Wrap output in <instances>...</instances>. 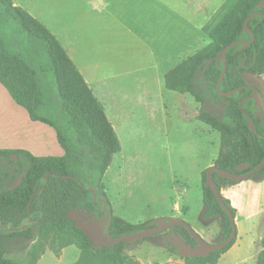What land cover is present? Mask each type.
I'll use <instances>...</instances> for the list:
<instances>
[{
  "label": "trees",
  "instance_id": "16d2710c",
  "mask_svg": "<svg viewBox=\"0 0 264 264\" xmlns=\"http://www.w3.org/2000/svg\"><path fill=\"white\" fill-rule=\"evenodd\" d=\"M259 1L228 0L219 18L204 27L209 43L163 75L165 88L191 95L199 104L195 119L219 133V150L213 165L237 173L249 171L264 157V119L259 109L253 99L242 103L257 130L254 133L239 108V102L251 93L242 74L264 73V6L258 7ZM255 12L259 15L248 19L250 32H246L243 21ZM252 35L254 40L250 44L235 45L225 54L226 68L219 90L241 89L232 95L219 94L216 83L222 64L216 63L218 53L224 46L249 40ZM0 84L32 121L54 129L64 151L61 156H35L25 149H0V264H18L5 257L4 240L37 237L28 259V264H37L43 250L40 243L48 236V248L55 256L70 245L79 249L71 264H138L124 251L130 243L143 238L132 242L108 241L96 248L68 216L69 212L78 211L105 218L104 232L108 229L113 238L152 225L151 220L130 223L113 215L102 178L112 154L120 150L117 135L102 104L58 39L12 0H0ZM240 164L246 167L238 171ZM205 173L206 169L201 174L203 216H220L223 240L229 235L231 224L211 189L204 185ZM255 174L264 175V165ZM19 175L20 182L11 188ZM213 181L219 191L221 184L235 183L216 173ZM223 201L234 215L229 200ZM171 229L187 245H196L183 226ZM234 241L235 237L222 249L205 256L181 257L183 264H216ZM167 245L177 253L174 244L167 241ZM260 245L256 264H264V236Z\"/></svg>",
  "mask_w": 264,
  "mask_h": 264
},
{
  "label": "rangeland",
  "instance_id": "374dc122",
  "mask_svg": "<svg viewBox=\"0 0 264 264\" xmlns=\"http://www.w3.org/2000/svg\"><path fill=\"white\" fill-rule=\"evenodd\" d=\"M24 1L68 51L115 128L120 150L112 154L102 178L113 215L138 223L174 214L205 241H221L220 216H203L201 180L217 157L219 133L195 120L199 104L189 94L167 90L161 77L209 42L203 27L219 18L228 0H186L194 16L184 0ZM242 76L264 95V73ZM221 193L235 209L236 236L216 264H256L264 236V175L223 183ZM68 216L90 235L94 247L108 244L103 239L105 218L78 211ZM174 237L167 229L130 243L124 254L138 264H183V256L167 245H175ZM36 241L4 240L5 257L28 264ZM48 242L49 236L40 243L37 264L77 259L76 246L55 256Z\"/></svg>",
  "mask_w": 264,
  "mask_h": 264
},
{
  "label": "water",
  "instance_id": "95a60500",
  "mask_svg": "<svg viewBox=\"0 0 264 264\" xmlns=\"http://www.w3.org/2000/svg\"><path fill=\"white\" fill-rule=\"evenodd\" d=\"M262 6H264V0H260L258 2V7H262ZM256 15H259V13H257V12L252 13L244 19L243 26H244V30L246 32H250L249 28L247 27L248 19H250L251 17L256 16ZM262 16H264V15H262ZM253 40H254V36L252 35L249 40L234 41V42L224 46L220 50V52L218 53L217 58H216V63L218 66L220 64H222L221 73H220L218 80H217V83H216V89L219 92V94L224 95V96L225 95H232L235 91H238L241 89V87H238V88H235L234 90H231L229 92H221L219 90V85H220L221 79L223 78L224 73H225V68H226L225 54H226L227 50L230 47H233V46L238 45V44H241L243 47L247 46ZM249 87L251 88V93L249 95H247L246 97H244L239 102V108L244 113L246 120H247V124L249 125L250 129L254 133H257V130H256L253 122L251 121L249 115L246 112H244V110L242 109V103L244 101H246L247 99H253L254 104L257 106V108L259 109V113L262 115V117L264 119V109L262 108V93L255 86L249 85ZM263 165H264V157L258 164H256L249 171L244 172V173H237V172H231L228 170L220 169L213 164L206 169L204 185L211 189L216 201L221 206V208L226 212L228 220L231 224V230H230L229 235L225 239H223L217 243H209V242L205 241L184 219H181L178 217L156 218V219L151 221L152 225L150 227H147V228L140 230V231H137V232H131L129 234H125V235H122V236H119L116 238L111 237L108 233V229H106V231L103 232V239L106 240L107 242L109 241V242H113V243L114 242H120V241L132 242L135 239H141V238H144V237L156 234V233H161L167 229L173 228L176 225H181L194 238V240L196 241V245L195 246H189L186 243H184V241L179 236L176 235V237H174V243H175V246L177 248V252H179L180 255H182L183 257L194 256V255L205 256L209 252L218 251V250L222 249L223 247H225L226 245H228L233 240V238L236 236V225H235V221H234V215L232 214L229 207L224 203L223 197L221 196L220 191L217 189L216 185L214 184L213 174L216 173L221 178L230 179L233 182H239V181L246 180V179L250 178ZM245 167H246L245 164H240L237 166V170L238 171L243 170ZM47 176L48 175L46 174L45 178H47ZM20 179H21V175L17 176V178L12 182L10 187L15 188L18 185V183L20 182ZM91 191H92L93 197H95L94 189H91ZM100 201L103 202V199H100ZM87 235L90 237L89 234H87Z\"/></svg>",
  "mask_w": 264,
  "mask_h": 264
},
{
  "label": "crops",
  "instance_id": "0c3cea01",
  "mask_svg": "<svg viewBox=\"0 0 264 264\" xmlns=\"http://www.w3.org/2000/svg\"><path fill=\"white\" fill-rule=\"evenodd\" d=\"M13 4L22 7L27 11L26 1L24 0H12ZM104 2V1H103ZM185 9L187 8L189 12L190 8L184 0ZM104 5L106 3L104 2ZM30 15L37 19V17L27 11ZM193 15V14H192ZM194 16V15H193ZM195 19V17H194ZM38 20V19H37ZM39 21V20H38ZM196 21V19H195ZM40 22V21H39ZM41 23V22H40ZM42 24V23H41ZM44 25V24H43ZM45 26V25H44ZM197 26V22H196ZM46 27V26H45ZM47 28V27H46ZM204 28V27H203ZM48 29V28H47ZM198 29V27H197ZM49 30V29H48ZM50 31V30H49ZM51 32V31H50ZM52 33V32H51ZM206 33V32H205ZM53 34V33H52ZM54 35V34H53ZM207 35V34H206ZM55 36V35H54ZM56 37V36H55ZM208 37V36H207ZM57 38V37H56ZM209 38V37H208ZM58 39V38H57ZM59 41V40H58ZM210 41V39H209ZM60 42V41H59ZM209 43V42H208ZM207 43V44H208ZM61 44V43H60ZM62 45V44H61ZM63 47V46H62ZM64 48V47H63ZM66 53L71 59L68 51L65 49ZM197 51V50H196ZM192 55V54H191ZM190 56V55H189ZM187 58V57H185ZM72 60V59H71ZM184 60V59H183ZM73 61V60H72ZM181 62V61H180ZM74 63V61H73ZM75 64V63H74ZM178 64V63H177ZM176 64V65H177ZM77 67V66H76ZM174 67V66H173ZM78 69V68H77ZM171 69V68H170ZM79 70V69H78ZM168 71V70H167ZM166 71V72H167ZM80 72V71H79ZM165 72V73H166ZM164 73V74H165ZM154 74V73H153ZM163 74V75H164ZM82 75V74H81ZM154 76V75H153ZM83 77V76H82ZM163 76L161 77V79ZM86 82V81H85ZM140 85H145L144 80H139ZM151 82V81H150ZM153 83V81H152ZM150 83H146L148 86ZM164 84V81H163ZM88 85V84H87ZM89 86V85H88ZM165 87V86H164ZM90 88V87H89ZM91 89V88H90ZM168 90V89H167ZM92 91V90H91ZM171 91V90H170ZM175 92V91H174ZM93 93V91H92ZM94 94V93H93ZM95 96V95H94ZM191 96V95H190ZM96 97V96H95ZM192 97V96H191ZM193 98V97H192ZM194 100V99H193ZM99 101V100H98ZM100 102V101H99ZM101 103V102H100ZM197 103V102H196ZM102 104V103H101ZM103 106V104H102ZM104 108V106H103ZM105 114L106 110L104 108ZM107 118L108 115L106 114ZM10 119V120H9ZM195 119V115H194ZM109 120V118H108ZM197 120V119H195ZM110 122V120H109ZM202 123V122H201ZM204 124V123H203ZM112 125V124H111ZM208 126V125H207ZM114 131L115 128L112 126ZM213 130V129H212ZM50 145L52 147H50ZM25 149L35 156H61L64 151L62 147L56 140V134L52 127L47 124L41 123L39 121H32L25 110L18 106L8 95L6 90L0 84V149ZM222 194V193H221ZM223 195V194H222ZM224 198L227 196L223 195ZM228 199V198H227ZM175 206V205H174ZM173 206L174 210L175 207ZM174 217V214L170 215ZM179 218V217H178ZM182 219V218H181Z\"/></svg>",
  "mask_w": 264,
  "mask_h": 264
},
{
  "label": "bare ground",
  "instance_id": "6f19581e",
  "mask_svg": "<svg viewBox=\"0 0 264 264\" xmlns=\"http://www.w3.org/2000/svg\"><path fill=\"white\" fill-rule=\"evenodd\" d=\"M10 120V119H9ZM112 165V164H111ZM111 165H109V166H111ZM111 168V167H110Z\"/></svg>",
  "mask_w": 264,
  "mask_h": 264
},
{
  "label": "flooded vegetation",
  "instance_id": "af4514ba",
  "mask_svg": "<svg viewBox=\"0 0 264 264\" xmlns=\"http://www.w3.org/2000/svg\"><path fill=\"white\" fill-rule=\"evenodd\" d=\"M103 232H104V230H103Z\"/></svg>",
  "mask_w": 264,
  "mask_h": 264
}]
</instances>
